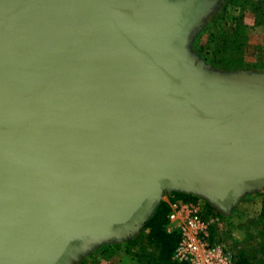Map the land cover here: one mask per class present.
<instances>
[{"label": "water", "instance_id": "1", "mask_svg": "<svg viewBox=\"0 0 264 264\" xmlns=\"http://www.w3.org/2000/svg\"><path fill=\"white\" fill-rule=\"evenodd\" d=\"M214 0H0V264H73L164 192L264 188V73L189 50Z\"/></svg>", "mask_w": 264, "mask_h": 264}, {"label": "rangeland", "instance_id": "2", "mask_svg": "<svg viewBox=\"0 0 264 264\" xmlns=\"http://www.w3.org/2000/svg\"><path fill=\"white\" fill-rule=\"evenodd\" d=\"M252 1L257 6L259 5V8H253L252 6H228L226 8V0H214L206 17L201 21L199 28L191 38L189 43L190 52L197 56L198 60L210 65L211 69L217 72L264 73V7L260 4L262 0ZM240 17H243L246 26L244 34L240 36L242 40L247 37L244 43L239 44V46L243 44V47L239 49L237 46H224L226 44L224 38L230 36L233 22ZM201 47L204 48L202 52ZM232 62L239 65V67L237 69L223 68L227 63ZM261 191H264V188ZM261 191L244 196L238 203L239 208L237 205L229 216L206 202L214 208V210H210V213L217 214L222 222L221 228L215 233L216 241L225 245L232 252L237 262L239 260L242 264H264V219L259 220L257 217L258 212L255 211L256 215L250 221L251 219L248 217L249 208H245L246 203L241 202L243 199H247L249 195L258 194ZM176 193L180 192L165 191L164 195H176ZM180 194L190 195L188 193ZM261 195H264V192ZM236 210L237 213L234 214ZM251 210L254 211L256 208H251ZM147 224L136 236L128 240L102 243L85 250L73 264H102L103 262L105 264H138L126 243L139 237L146 229ZM149 233L150 231L147 230L145 237L140 239V242L146 248V253L152 255L157 248L151 239H148ZM260 247H262V250ZM139 250L135 248V251ZM244 252L256 255L252 256L244 254Z\"/></svg>", "mask_w": 264, "mask_h": 264}, {"label": "built area", "instance_id": "3", "mask_svg": "<svg viewBox=\"0 0 264 264\" xmlns=\"http://www.w3.org/2000/svg\"><path fill=\"white\" fill-rule=\"evenodd\" d=\"M194 196V195H191ZM182 200L176 195H165L163 202L169 207L166 230L176 233L178 240L172 260L176 264H237L228 248L216 241L215 233L222 222L210 213L207 201Z\"/></svg>", "mask_w": 264, "mask_h": 264}, {"label": "trees", "instance_id": "4", "mask_svg": "<svg viewBox=\"0 0 264 264\" xmlns=\"http://www.w3.org/2000/svg\"><path fill=\"white\" fill-rule=\"evenodd\" d=\"M261 6L264 7V0L260 2ZM228 6L233 7H245V6H252L253 8H259V5L252 1V0H226L225 7ZM264 10V9H263ZM233 27L230 29V36H226L224 38V46H234L239 49L243 47V44L239 46L240 43H244L247 37L243 38V40L240 38L242 34H244V31L246 29V26L244 25V19L243 17H240L235 20L232 24ZM211 44V40H210ZM204 50V48L201 47V52ZM239 65H235V63H227V65L223 68L225 69H237ZM176 197L182 200H195L196 197L191 195H184L180 193H176ZM210 210H214V208L207 204ZM169 207L165 202H162L161 206L157 209L154 216L150 219L148 222L146 229L139 235V237L130 240L127 244V247L132 252V256L134 259H136L138 264H176L172 260L173 252L177 244V234L176 233H168L166 230V224H167V218L169 214ZM147 230L150 231L148 235V239L150 238L151 241L156 246V250L152 255H149L145 251V247L140 242V239L144 238L145 233ZM135 248L140 249L139 251H135ZM262 250V247H260ZM134 250V251H132ZM244 254H250V255H256L251 253ZM251 259V258H250ZM237 264H242L239 260ZM247 264V263H245Z\"/></svg>", "mask_w": 264, "mask_h": 264}, {"label": "crops", "instance_id": "5", "mask_svg": "<svg viewBox=\"0 0 264 264\" xmlns=\"http://www.w3.org/2000/svg\"><path fill=\"white\" fill-rule=\"evenodd\" d=\"M259 192V191H258ZM264 191H261V193H255L252 195H249L247 199H243V201H241L242 203H246L245 204V208H249V215L248 217L251 219L250 221H252L256 215V213H254L255 211H257V217L260 219H264V195H261ZM241 204V203H240ZM239 204H238V208H239ZM237 207V206H236ZM251 208H256V210L252 211ZM240 211L242 209H239ZM246 211V210H245ZM237 213V210L235 211L234 214ZM262 213V215H261ZM102 264H105V262H103Z\"/></svg>", "mask_w": 264, "mask_h": 264}]
</instances>
